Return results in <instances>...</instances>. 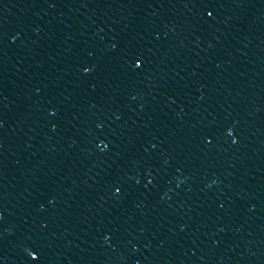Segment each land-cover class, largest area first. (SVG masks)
Masks as SVG:
<instances>
[{
  "label": "water",
  "instance_id": "obj_1",
  "mask_svg": "<svg viewBox=\"0 0 264 264\" xmlns=\"http://www.w3.org/2000/svg\"><path fill=\"white\" fill-rule=\"evenodd\" d=\"M0 108L129 264H264V0H0Z\"/></svg>",
  "mask_w": 264,
  "mask_h": 264
}]
</instances>
